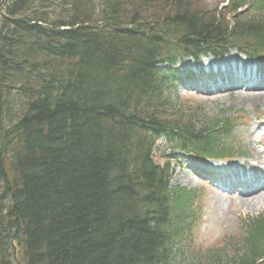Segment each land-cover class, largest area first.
Segmentation results:
<instances>
[{"label":"trees","instance_id":"trees-1","mask_svg":"<svg viewBox=\"0 0 264 264\" xmlns=\"http://www.w3.org/2000/svg\"><path fill=\"white\" fill-rule=\"evenodd\" d=\"M10 2L0 53V264H175L184 252L171 253L170 237L190 228L195 196L169 186L154 139L163 132L170 149L222 155L216 130L231 122L190 120L156 64L229 47L264 58V0H231L227 14L195 0ZM241 4L256 14L227 19ZM13 78L32 82L6 99ZM232 248L231 264H264L261 215ZM217 253L190 263L225 264Z\"/></svg>","mask_w":264,"mask_h":264},{"label":"rangeland","instance_id":"rangeland-1","mask_svg":"<svg viewBox=\"0 0 264 264\" xmlns=\"http://www.w3.org/2000/svg\"><path fill=\"white\" fill-rule=\"evenodd\" d=\"M223 0H195V4L201 10H215L218 9ZM189 95H193L190 93ZM238 91L226 94H218L212 96H186L192 104H201L204 112L208 116H213L219 109L231 111V114L239 119L237 132V145L244 147L248 154L256 155L257 151L264 152V147H259L255 144L253 139L249 136V124L255 118L264 114V105L261 103H240L238 100ZM248 121V123H247ZM188 175L195 178L188 177ZM192 175L191 171L185 166L176 167L173 176V183L180 185H188L191 187L205 184L202 180ZM206 193L203 197V219L201 222V231L195 238V244L205 245L214 243L221 239L224 234L231 232V235L237 234L241 221L246 216L257 215L264 211V194L261 197L250 200L248 202L239 203L238 200H229L228 198H220L214 191L210 190L207 185ZM198 238V239H197ZM205 240L206 242L204 243ZM212 245H218L214 243Z\"/></svg>","mask_w":264,"mask_h":264},{"label":"bare ground","instance_id":"bare-ground-1","mask_svg":"<svg viewBox=\"0 0 264 264\" xmlns=\"http://www.w3.org/2000/svg\"><path fill=\"white\" fill-rule=\"evenodd\" d=\"M234 54L235 52H231V55H234ZM238 100L240 103H261L264 105V91L257 90V91L239 92ZM252 132H255V131L253 130ZM256 156H257L259 163H264L263 153L258 152ZM262 194L263 193H261L260 191H257L252 194L246 195V196H241L239 197V200L245 203L250 200L256 199L258 197H261Z\"/></svg>","mask_w":264,"mask_h":264}]
</instances>
